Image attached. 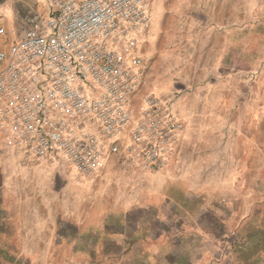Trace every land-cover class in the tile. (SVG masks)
Listing matches in <instances>:
<instances>
[{
  "label": "rangeland",
  "instance_id": "374dc122",
  "mask_svg": "<svg viewBox=\"0 0 264 264\" xmlns=\"http://www.w3.org/2000/svg\"><path fill=\"white\" fill-rule=\"evenodd\" d=\"M218 2L151 3L136 97L152 91L175 111L192 97L221 100L208 104L220 112L191 123L176 111L193 143L166 170L117 167L76 183L0 143V264H264V0H226L232 21L220 88L203 67L171 63L182 51L176 18L194 16L190 30L201 33L208 5L219 11Z\"/></svg>",
  "mask_w": 264,
  "mask_h": 264
},
{
  "label": "built area",
  "instance_id": "2783aa9c",
  "mask_svg": "<svg viewBox=\"0 0 264 264\" xmlns=\"http://www.w3.org/2000/svg\"><path fill=\"white\" fill-rule=\"evenodd\" d=\"M152 0H46L0 50L1 150L81 183L109 161L162 172L184 124L144 80Z\"/></svg>",
  "mask_w": 264,
  "mask_h": 264
},
{
  "label": "crops",
  "instance_id": "0c3cea01",
  "mask_svg": "<svg viewBox=\"0 0 264 264\" xmlns=\"http://www.w3.org/2000/svg\"><path fill=\"white\" fill-rule=\"evenodd\" d=\"M218 4L219 11L215 10L216 4L208 5V10L206 9L205 11L206 26L204 28L205 30L201 33H198L194 30H190V26L195 25V23L197 22V18H195L194 16H188L185 15V13H182L176 18V20L179 22V25H182L183 29V32H179L177 35V38L180 41L182 51L178 52L179 61H172L171 63L172 65L176 66L178 63H181L182 65H187V67L189 66L188 70L190 71L192 69H196V65L198 66V68L203 67V69L207 70V73L219 76L218 87L220 88L221 76L222 74L223 76H225L226 74L227 52L228 50H230V48H228L227 43L226 25L228 23H231L232 17L231 14L228 13V6L226 0H219ZM45 7L46 0H0V50L7 49L10 43L15 38L21 37L28 28L29 18H31L35 13L43 11ZM153 24L156 26V19ZM151 29L152 23L141 49L142 57L144 54V47L148 42V37L151 32ZM200 39H205L203 44L202 42H200ZM198 56L202 57V61L197 64L196 58ZM207 56H209L210 58L207 59ZM155 61H159L160 63L164 62V56L158 55V53H156ZM144 68V71L146 72L145 64ZM157 71L158 70H156V72ZM182 103L183 102L180 101L177 102L176 111H178L179 115L182 116V118L187 121H190V123L194 119H205L210 117L209 114H215L221 111V109L219 108L212 109L208 105L214 103L221 104L220 98H208L207 95H204L202 97L199 96L196 99L195 97H192L185 104ZM186 130L187 132L185 135H183L182 133L177 146L176 161L179 158L183 159L185 157V152L188 148V146L186 147L185 143H193L191 139H189L191 125H189ZM117 167L119 168L116 161H109L103 167L100 175L108 171L110 174L114 171V169H118ZM100 175L98 177H100ZM115 178L117 182H119V184L121 185H126V178L129 179V177H126V173L123 172H117Z\"/></svg>",
  "mask_w": 264,
  "mask_h": 264
}]
</instances>
